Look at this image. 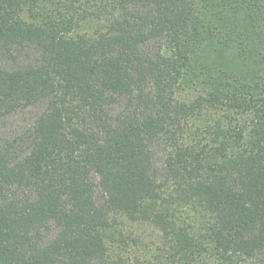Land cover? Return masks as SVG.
<instances>
[{
  "label": "trees",
  "instance_id": "trees-1",
  "mask_svg": "<svg viewBox=\"0 0 264 264\" xmlns=\"http://www.w3.org/2000/svg\"><path fill=\"white\" fill-rule=\"evenodd\" d=\"M0 264H264V0H0Z\"/></svg>",
  "mask_w": 264,
  "mask_h": 264
}]
</instances>
